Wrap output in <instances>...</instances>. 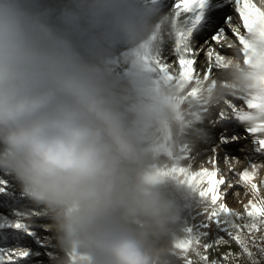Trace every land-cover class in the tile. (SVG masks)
Masks as SVG:
<instances>
[{
	"label": "clouds",
	"instance_id": "9594fccd",
	"mask_svg": "<svg viewBox=\"0 0 264 264\" xmlns=\"http://www.w3.org/2000/svg\"><path fill=\"white\" fill-rule=\"evenodd\" d=\"M250 2L264 13V0ZM228 27L247 49L222 38L231 54L213 53L184 83L178 64L167 65L172 81L153 70L163 44L176 53L185 30L176 13L149 17L134 0H0V173L40 209L24 219L52 221L44 227L63 252L60 264H187L190 255L202 264L195 246L177 247L187 238L186 202L202 216L211 207L187 177L209 170L224 180L244 162L193 167L182 145L203 134L189 129L197 113L216 110L221 119L244 117L264 139V25ZM117 44L128 50L127 77L109 64ZM248 173L245 204L264 206V162Z\"/></svg>",
	"mask_w": 264,
	"mask_h": 264
},
{
	"label": "rangeland",
	"instance_id": "374dc122",
	"mask_svg": "<svg viewBox=\"0 0 264 264\" xmlns=\"http://www.w3.org/2000/svg\"><path fill=\"white\" fill-rule=\"evenodd\" d=\"M169 1L170 0H165L163 4H168ZM212 1L213 0H208L207 2L205 0L203 8H197L193 12H185L178 17V19L182 22L185 30L189 29V25H187V22L195 12H198L201 15H206L202 22L207 19V15L211 11L210 6ZM176 3L177 0H175L173 6L171 3L170 9L161 14H167L169 12L175 14L177 11V9L175 8ZM52 4L57 3L54 2ZM232 4L233 3L228 6V9H230L228 12L235 13L234 6ZM221 30L224 32L222 28ZM192 38L193 45L192 47H189L192 49L193 52H197L196 56H194L193 58H196V64L194 65V67L199 70L202 66V63L205 64L206 56H203V54L208 49L203 50V44L200 43L201 41L197 38H194L193 35ZM164 45L165 44H163V47ZM158 58L164 62L174 61V59L169 60L168 57L162 55H158ZM115 72L117 73V70H115ZM127 76L128 74L125 77ZM242 104V100L234 101V106ZM215 111L216 110H213L211 112L213 113ZM216 112V114H212V119L211 114L207 118V120L210 118L209 124L214 121V125H216V123L220 125V127L214 133L216 136L213 137V133H210L211 130L206 129V131L201 132L203 134V139H197L194 136L196 138L195 145L191 146V144H185L182 145V148L185 149L186 161L188 159V154H190V152H192L194 148H197L198 155L200 156V154H203L202 157H197L198 160L203 159V162H205L206 166H208L209 168H211L210 161H215V164L221 167L223 166V163L225 161H231L233 159L243 161V167L236 169L235 172H229L227 174L226 179L233 182V184L235 185L234 181L238 179V177L235 175L236 172H240L242 170L255 166L259 162H264V150L258 151L259 145L257 143L256 135L252 134L249 129H247L245 125L241 123L240 120L237 119L234 115L228 118L221 119L220 117L222 114L218 111ZM206 123L204 125H206ZM231 125L235 127L233 131L230 130ZM230 132L233 133L229 134ZM219 143L221 145H224L225 148H229L228 150L225 149L228 152L235 151V153H227L225 157H221L218 159L217 153L219 150ZM197 158H192L190 160L188 159V161L192 163L193 167H197L195 164ZM217 159L219 161H216ZM2 178H4L5 180ZM14 182L15 181L12 180L10 177L0 173V196L5 197L2 200L0 199V204L4 206L3 209H0V228H4V230L0 229L1 261L6 262V264H60L61 258L63 257V252L61 251L57 240L53 238L54 233L46 231L44 227L45 225L52 223V221L46 217H33L31 219L23 218L27 216V213L33 211H40V209L36 206L29 205L25 201V198L21 196L19 186L17 185V183ZM222 191L224 193L231 192V194L226 195L224 199V202L228 207L243 211V205L247 202V197L244 195V190L241 186L236 185L233 189H229L227 185H224L222 186ZM237 193H239V195H237ZM8 200L13 201V203L15 204H20L17 205V207L15 208H9L7 207ZM184 207L185 210L182 216V220L187 234H206V236L201 237L202 243H213L217 239H223L226 242L227 239H231L228 236L227 232L223 230L227 227V225H221L220 228H217L214 223L208 222L206 219V215L202 216L200 214V209L196 207L194 200L186 202ZM233 219L235 223H244L243 220H236L235 218ZM17 223H23L25 225L23 231L17 230L12 226ZM206 223L209 224L207 227H205ZM2 231H5V236L1 235ZM244 234L247 236L248 242H252V240L254 239L255 243L263 245L264 230L256 232L254 235H248L247 232H245ZM10 238H22L30 241L27 243H9L7 240ZM225 245V243L221 245H216L213 243V247L208 249V251L212 253L213 251H217L221 248H224ZM16 249L27 250V255L21 258L15 257L14 255H12V253ZM199 251L203 255L204 253H208V251L205 252L203 248H200ZM249 251L252 252L250 249ZM189 258L192 259L193 256L190 255ZM253 259L256 261V264H259L261 263V260L264 261V256H257L255 258L253 254L251 260L253 261Z\"/></svg>",
	"mask_w": 264,
	"mask_h": 264
},
{
	"label": "snow or ice",
	"instance_id": "6c2138e0",
	"mask_svg": "<svg viewBox=\"0 0 264 264\" xmlns=\"http://www.w3.org/2000/svg\"><path fill=\"white\" fill-rule=\"evenodd\" d=\"M234 4L235 17L242 25L244 32H251L257 24L264 25V13H261L251 2L250 0H232ZM205 4V0H177L175 5L176 16L179 17L185 12H193L197 8H203ZM200 17L196 16L193 21V26L199 22ZM191 29L184 30L181 33H178L177 47H176V56L177 59L171 62L161 63V60L157 58L153 63L156 67L153 69L154 71H158L161 74V78L172 81L176 80V77L170 75L167 65L168 64H178L180 68V76L178 82L191 83L196 79V74L199 71L194 67L196 64V56L197 52H193L192 49L188 45V38L190 35ZM231 36L233 40H236L243 49H247V41L240 36L234 35L231 32ZM223 35L214 37L216 45H218ZM215 53L217 56H224L222 52L218 49L209 48L205 53L207 61L211 62L212 54ZM247 61V52H244ZM209 72H204L205 79H207ZM193 95L195 94V90H193ZM243 105L247 108H253L254 104L252 101L245 100L243 101ZM237 119H244V117L240 115H234ZM261 130H264V125H261ZM249 131L256 135L258 133L257 129H249ZM259 145V150H264V139L257 140ZM212 165H215V161H210ZM255 167V166H252ZM180 173H183V169L179 170ZM240 181V184H232L231 181L224 179L220 180L217 174L214 171L204 170L199 172L194 176L187 177V181L190 185L200 190V195L205 198L211 205L209 211L206 213V219L210 223H214L217 228H220L221 225H227L223 230L227 232L228 236L238 244L242 250V252L251 259L252 252L249 251L247 236L244 234L247 232L248 235H254L256 232L264 230V206H258L253 204L251 200L247 204L243 205V214L233 215L230 207L226 205L224 202L225 196L230 195L229 193H224L222 191V186L227 185L229 189H233L236 185H243L248 183L251 180V177L248 173V169L242 170L239 173L235 174ZM255 189V185H253ZM243 220V224L235 223L234 219ZM209 224L206 223L205 227ZM20 227L19 224L16 225ZM206 236V234H196L191 235L187 234V238L179 243L177 247L182 251H189L193 246H195L198 250L203 248L205 252L208 249L213 247V243L216 245H221L226 243L223 239H217L213 243H202L201 237ZM252 244L255 245V240H252ZM259 251L264 253V248H260ZM23 253L21 257H23ZM202 264H208V257L203 255L200 251L197 252ZM227 257H225L226 259ZM2 264V261H0ZM187 264H191V259L188 258ZM216 264V262H213Z\"/></svg>",
	"mask_w": 264,
	"mask_h": 264
},
{
	"label": "bare ground",
	"instance_id": "6f19581e",
	"mask_svg": "<svg viewBox=\"0 0 264 264\" xmlns=\"http://www.w3.org/2000/svg\"><path fill=\"white\" fill-rule=\"evenodd\" d=\"M165 0H157L156 4L153 6V13H152V16L156 15V14H161L163 11L166 12L168 9H170L171 7V4L169 5V7L167 8H163V7H160L164 2ZM208 1V0H207ZM56 3L58 4L59 3V0H56ZM171 3H172V6L174 5L175 3V0H171ZM164 5V4H163ZM228 0H222L220 2V4H213L211 6V8L213 7V9L211 10L210 13H208L207 15V19L203 22V24H199L196 23L195 26H193V23H189V21L187 22V25H190L189 28H192V31H191V34L194 35V34H198V37L201 36V44H203V50L205 49H209V48H214V49H218L220 52L222 53H226L225 55H230L231 54V51L228 50L226 47L222 48L220 47V45H216L215 43V40H214V37H218V36H221L223 35L225 38H232L231 36V32H230V29L227 27L228 25L226 24V20H227V17H228V21H229V24L230 23H235L237 21V18L235 17V13L233 14L232 12H228L230 9H228ZM224 11L226 12V14L224 13ZM206 15H202V19L200 21H203L204 20V17ZM221 28L224 30V32L221 30ZM203 36V37H202ZM189 40V38H188ZM221 49V50H220ZM159 56L162 55V56H166L169 58V60H176V56H175V51L174 49L171 47V45L169 44H165L164 47L162 45V47L160 48V51H159ZM118 58L117 60L120 62V63H124L123 62V57L121 54H117L116 55ZM204 56V54H203ZM202 62V61H201ZM200 62V63H201ZM207 63V58H206V61H205V64ZM216 114L217 112H211V119H212V114ZM204 114V113H203ZM206 126H205V129L204 131L207 130H211V134L213 133V137L216 136L214 133L215 131L220 127L219 124L216 123V125H214V121L210 123V118L208 120H206ZM235 129L234 126L231 125L230 127V130L233 131ZM233 132H230L229 134H232ZM228 134V135H229ZM231 136V135H230ZM195 141H196V138L193 139V143L191 144V146L195 145ZM225 149H229V148H225L224 145H221L219 143V150H218V153H217V158H221V157H225L227 153H235V151H230L228 152L227 150ZM203 154H200V156L198 155V150L197 148H194L192 150V152H190V154H188V159H192V158H197L198 156L199 157H202ZM187 159V161H188ZM216 160V161H219V160ZM201 162H203V159H200L198 160L197 158V161L195 162L196 166H198ZM4 179V178H2ZM5 180V179H4ZM16 183V182H14ZM5 197L4 196H0V199H4ZM25 201L31 205V206H35L33 205L29 200H27L25 198ZM20 203L18 204H15L13 203V201H10L8 200L7 202V207H17V205H19ZM2 204H0V209H3V205L1 206ZM7 209V208H6ZM2 230H4V228H0ZM1 235H4L5 236V231H2L1 232ZM9 243L11 242H16V243H27L29 242L30 240H26V239H22V238H10L7 240ZM1 261V259H0ZM2 264H6V262H3L2 261Z\"/></svg>",
	"mask_w": 264,
	"mask_h": 264
},
{
	"label": "trees",
	"instance_id": "16d2710c",
	"mask_svg": "<svg viewBox=\"0 0 264 264\" xmlns=\"http://www.w3.org/2000/svg\"><path fill=\"white\" fill-rule=\"evenodd\" d=\"M225 244L224 248L219 250H217V248V251H213L212 253H210V251H208V253H204V255H207L208 257V264H213V262H216V264H252V260L242 252L240 246L236 244L235 241L227 239ZM248 247L254 254L255 258L257 256H264V253L259 251L260 248H264V243L263 245L258 243L253 245L252 242L249 241ZM225 257L227 258L225 259ZM259 264H264V261L261 260V263Z\"/></svg>",
	"mask_w": 264,
	"mask_h": 264
}]
</instances>
